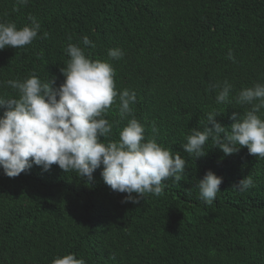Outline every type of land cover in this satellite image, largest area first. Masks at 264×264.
I'll return each instance as SVG.
<instances>
[{"label":"trees","instance_id":"trees-1","mask_svg":"<svg viewBox=\"0 0 264 264\" xmlns=\"http://www.w3.org/2000/svg\"><path fill=\"white\" fill-rule=\"evenodd\" d=\"M0 264H264V0H0Z\"/></svg>","mask_w":264,"mask_h":264}]
</instances>
